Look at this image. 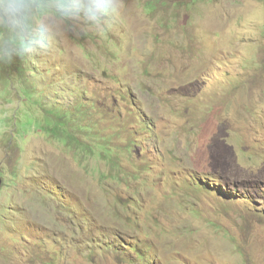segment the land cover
<instances>
[{
  "label": "rangeland",
  "instance_id": "obj_1",
  "mask_svg": "<svg viewBox=\"0 0 264 264\" xmlns=\"http://www.w3.org/2000/svg\"><path fill=\"white\" fill-rule=\"evenodd\" d=\"M0 24V264H264V0H25Z\"/></svg>",
  "mask_w": 264,
  "mask_h": 264
},
{
  "label": "clouds",
  "instance_id": "obj_2",
  "mask_svg": "<svg viewBox=\"0 0 264 264\" xmlns=\"http://www.w3.org/2000/svg\"><path fill=\"white\" fill-rule=\"evenodd\" d=\"M71 7L82 11L92 20L118 12L116 0H71ZM26 8L25 0H0V24L23 28Z\"/></svg>",
  "mask_w": 264,
  "mask_h": 264
},
{
  "label": "water",
  "instance_id": "obj_3",
  "mask_svg": "<svg viewBox=\"0 0 264 264\" xmlns=\"http://www.w3.org/2000/svg\"><path fill=\"white\" fill-rule=\"evenodd\" d=\"M0 186H1V179H0Z\"/></svg>",
  "mask_w": 264,
  "mask_h": 264
}]
</instances>
